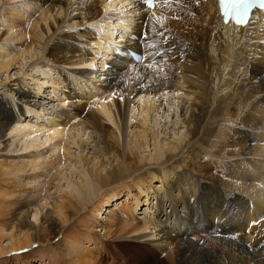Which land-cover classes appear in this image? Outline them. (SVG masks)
I'll return each instance as SVG.
<instances>
[{
  "label": "bare ground",
  "instance_id": "6f19581e",
  "mask_svg": "<svg viewBox=\"0 0 264 264\" xmlns=\"http://www.w3.org/2000/svg\"><path fill=\"white\" fill-rule=\"evenodd\" d=\"M173 1L174 3H170L168 0H161L154 11H148L144 10V5L139 0H30L21 6L7 8L1 7L0 0V27L6 28V38L24 40L22 45L26 51L32 43L40 44L44 58L58 56L65 48L64 44L51 42L55 34L41 43L39 41L42 36L35 32L40 21L47 22L52 17L55 5L65 8V16L76 12L85 23L92 24L97 29L89 28L84 41L80 40L85 46L93 44L92 47L78 46L72 50L71 56L65 58V64L72 67L67 70L71 75L68 78L71 96L65 90L63 92L69 95L66 98H71L73 103L88 98L83 101L85 103H77L73 109L69 106L58 117L53 115L44 122H39L38 119L35 122H24L23 108L36 118L43 112L36 111L37 102L30 99L28 91L19 86L14 93L24 104L23 107L19 104L13 109L4 97L0 98V137L5 130H9L11 146L18 140L23 142L24 149L40 150L45 146L49 147L45 156L41 157L44 151L35 152L29 163L2 165L9 169L6 173L10 175L23 172L28 164L33 169L51 166L56 178L65 179L69 183V190L63 195L49 193L45 201L18 197L17 202L21 203L15 209L6 206L0 210V215L3 216L11 212L10 218L6 216L0 219V240L5 235L11 239L6 250L0 241V253L30 247L27 254H24L28 261L37 252L32 248L36 242L40 249L37 252L40 259L37 260L41 264L51 261L59 264L63 254L57 256L52 250L50 254L44 245L59 234L64 237V233H73L66 229L67 224L84 205L82 212L85 217L78 223V228L87 226L88 222L92 226L96 223V226H100L95 232L87 227V240L102 236L99 231L104 230L107 237H133L137 246L141 241H150L152 244L144 247L150 251L158 247L162 249V243L166 242L168 248L164 246L162 250L164 254L160 258L161 264H264V11L255 12L247 25L239 26L223 22L217 0ZM122 4H136L138 15L135 18L128 15L124 18L113 17L110 10ZM34 12H39L36 13L39 16L36 26L29 18ZM115 19L119 22L121 34L111 28ZM60 22L62 24L54 28V32L60 31L63 26L77 27L79 24L76 21L67 23L65 18ZM52 25L49 23L47 28L50 30ZM144 25L147 26L145 32ZM132 28L136 37L144 35L145 38L142 42L128 38L121 50L125 52L132 48L143 52L144 61L140 64L134 63L127 52L128 59H124L125 56L116 54V50L112 49L117 41L119 43L124 38L123 32ZM161 29L163 35L159 37L160 32L158 35L156 32ZM41 32L45 33L44 27ZM1 45L2 43L0 71H8L16 57L7 49H2ZM100 50L104 51L100 54L106 58L102 64L104 69L100 72L105 70L106 73H102L98 83H93L99 70L88 68H94L99 63ZM111 51L114 54L110 58ZM161 53H165L162 65L164 72L162 81L158 80L159 87L140 82L148 70L147 64ZM41 62L40 59L34 60L32 65L38 68ZM167 64L175 69L166 68ZM56 66L57 64L53 69ZM141 68L143 69L140 70ZM59 83L61 81L53 82L54 90H57ZM73 84L76 87H72ZM174 87L180 93L190 88L194 98L189 116L183 118L189 140L185 144L182 140H177L176 144L167 145L166 148H161L157 145L158 142H154L156 152L146 156L149 160L147 167L151 170L145 171V166L141 164L143 159L139 158L132 139L127 141V151L122 152L118 137L110 130V124L104 123L102 118L117 124L116 117L119 114L122 125L130 127L137 110L131 98L134 93L142 118L141 124L137 125V135L147 139L149 133L153 134L149 116L157 106L153 93L158 92L161 96ZM35 90L40 93L42 84L37 83ZM99 91H103V95H98ZM76 92L78 97H74ZM91 95L94 96L92 99L89 98ZM56 96L58 95L55 93ZM88 100L96 102L94 106L97 113L95 109L88 113L83 111V107L90 104ZM59 102L62 101L58 99V105ZM80 123L99 130L101 141L97 145L100 142H106V145L102 146V150L94 152L93 162L92 158L81 156V160L87 165L91 163L92 167L89 168V173L82 170V178L77 182L71 181L65 173L61 174L57 166L72 160L66 132L75 130ZM37 138L43 139L38 142ZM110 139L113 141L111 146L108 142ZM79 140L73 136L71 138L72 144L81 148ZM81 143L83 145V140ZM131 144L133 149L129 147ZM177 149L181 152L176 154ZM184 152L187 163L184 166L181 164L182 170L176 172L175 168L181 163L179 155ZM109 153L113 154L112 161H115V165L102 174L103 157ZM172 169L175 171L172 172ZM155 177L161 178L162 184L160 188L152 189ZM53 181L52 178L46 182L38 179L34 187H37V191H42ZM121 191H126L127 197L135 200L132 203L126 199L115 210H109L106 205H111ZM142 194L146 205H150V199L153 198L154 204L151 207L155 209V215L139 221L135 212L139 202H142ZM98 195L100 196L96 197ZM248 198L251 200L246 202ZM104 201L105 205L101 206ZM197 201L201 204H197ZM32 206L33 209H30ZM32 210L34 214L31 220L29 215ZM103 211L108 214L102 215ZM190 220L191 226L186 225ZM152 229L160 239L147 238L151 234L146 231ZM80 235L81 232H75L72 239L68 238L72 243L66 242V248L70 256H77L78 264H91L94 252L89 249L84 254L74 252L76 244L77 249L81 250L83 239ZM100 243L96 241L97 249ZM121 243L127 242L123 239ZM63 257L65 258L64 255Z\"/></svg>",
  "mask_w": 264,
  "mask_h": 264
},
{
  "label": "rangeland",
  "instance_id": "374dc122",
  "mask_svg": "<svg viewBox=\"0 0 264 264\" xmlns=\"http://www.w3.org/2000/svg\"><path fill=\"white\" fill-rule=\"evenodd\" d=\"M4 1L7 3H5ZM29 1L30 0H9V1L8 0H2L1 7L2 8H7L10 6L11 7H18V6H21V5L29 2ZM75 1H77V0H73V2H75ZM169 2L174 3V1H169ZM113 9L110 10V13L112 14L113 17H117V16L119 17L120 16V17L124 18V17H126V15H128V17L135 18L138 15L137 11H136V7L134 6V4H131V5L130 4H122V5H119L118 7H116L114 10ZM188 9L190 10L189 7H188ZM36 13H39V12H34L29 16L30 20L33 21L35 26L37 25L36 20H37V18H39L38 14H36ZM176 17H177V14L175 13L174 18H176ZM64 18L66 19L67 23H71L73 21H76L79 24L77 27L63 26L60 29V31L58 30V31L54 32V30L59 27L58 25L62 24V22H60V21H64ZM53 21H55V22H53ZM123 21H124V19H123ZM49 23H51V25L53 23V25L51 26L52 29L50 27V30H49V28H47V25H49ZM118 23L119 22H117L116 19L113 20L111 28L114 30H117V33L120 32V34H121L122 30L120 29V26L118 25ZM176 23H178V22H176ZM43 27L45 29V33L41 32V29ZM93 27L94 26L92 24L85 23L83 18L78 13L73 12L70 14V16L67 17V16H65V8L64 7L59 8V6L55 5V7H53V9H52V17L47 19V22H45L43 20L40 21L39 24L37 25V28H35V32H39L40 35L42 36L40 38V41H39L41 43H44V41L46 40L47 37H50L52 34H55L54 38L53 37L51 38V42L55 41V42H58L60 44H64L65 48L62 50V52L58 56L54 55V56L46 57V58H44L45 55H43V48L41 47L40 44L32 43L31 47L26 51V48H24L25 46L22 45L24 40H19V39L16 40V39H12V38L7 39L6 38V32H5L6 28L4 26L0 27V36H1L0 43H2V45H3V46L1 45L3 47L2 49H4V50L7 49L8 52H10L12 55H14L16 57V59L14 60V63L11 65V67L8 69V71H5V70L0 71V98L4 97L5 100L7 101V104L11 108L14 109L17 105L22 104L19 101V99L16 98V95H14V93L17 91V88H19V86H23L25 88V90L28 91V93L30 94V99H33L37 102L36 103L37 104L36 111L37 112L43 111L42 115H40L39 117L36 118V116L34 114H28L25 111V108H23L22 109V120L24 122H26V121L35 122L36 119H38L39 122H44L45 120H50L51 116L55 115L56 117H58V115H61V112L65 109L69 108V106H72V109H73V107L74 108L76 107L77 103H78V105L83 104V103H85L83 101L88 99V98H83L84 100L78 101L77 103H73L72 102L73 100H71V98H69V99L66 98V96H69V95L71 96V93H69L70 87H69V82H68V80H69L68 78L71 75L69 74V72L67 70H71L72 67L65 64V58L68 56H71L72 50L76 49L78 46L88 47V48L93 46V44H91L92 46L91 45L85 46L84 42H82V41H84V36H86V34L88 33L89 28L96 29V27H94V28ZM146 29H147V26L144 25L143 32H145ZM3 32H5V34H3ZM159 32H160V35H158ZM117 33H116V35L120 36V34L118 35ZM156 33L159 37H162V35H163L162 29ZM131 34L134 35L132 29H130L128 32H123L124 38H122L119 43L117 41V44L112 46V49L116 50V54L117 53L120 54L118 52V49H123L122 48L123 43L128 38H132L133 35H131ZM142 36H144V35H140V36L138 35V40L140 42H142L144 40V38ZM118 38H116V40H118ZM132 39H135V38H132ZM164 39L165 38H163V40ZM80 40H82V41H80ZM6 44H8V45H6ZM63 51H64V53H63ZM102 52H104V51L100 50V52L98 53V56L100 57V59L98 60L99 63H96V65H94L95 66L94 68L93 67L88 68L90 70H94V69L99 70V72H97V74H98L97 79L92 80L93 83H98V81L100 80L99 78L102 76V73H106L105 70L100 72V70L104 69L102 67V64H103V60L106 59L104 57V55L102 56L100 54ZM113 52L114 51H111L110 58H111V55L114 54ZM68 54H70V55H68ZM164 54L165 53H161V55H156L155 58L150 62V64H147L148 70L144 74V76L140 80V82L142 81V83L155 85V86L159 87L158 80H160V82H161L163 79L164 70L162 69L163 68L162 65L164 64V60H163ZM124 56H125L124 59H128V55L125 54V52H124ZM101 57H102V60H101ZM39 59H40V61H42L40 63V66L38 68L33 67L32 62L34 60H39ZM125 63L130 64V65L133 64V62H129V61H125ZM134 63L140 64L141 62L140 63L134 62ZM55 64H57V66L55 69H53V66ZM165 66H166V68H169L170 70L175 69L174 67L173 68L170 67V64H167ZM106 67H107V64H106ZM64 68L66 69V71ZM142 69L143 68H141L140 70H142ZM54 81H57V82L61 81V83H62V84L59 83V85L57 86V90H54V88H53V86H55V85H53ZM180 81H182V79ZM37 83L42 84V90L40 93L35 90ZM74 85L75 84H73L72 87H76V85L75 86ZM63 91L65 93H69V95L64 94ZM179 91L180 90H178L174 87L173 89H168L166 91V93L164 95H161V96H159L158 92L155 94L153 93V98L156 99L155 104L157 106H156V108H154L151 111V114L149 116V125L153 130V134L149 133L147 136V139H144L141 137L139 138V135H137V134H139L138 133L139 127L137 125L141 124L142 118H141L139 104L136 102L137 96H135L134 93L131 94V98H132L133 104L137 110L135 113L134 121H132L129 124V125H131L130 127L126 128L125 125L124 126L122 125V123L119 119V114L118 115L116 114L117 115V117H116L117 124L110 122L105 117L102 118V121L104 123L110 124V130L112 132H114L115 136L118 137L120 145H121L120 149L122 150V152L127 151V141L129 138L132 139L131 141L133 144L135 143V146L137 148V154H138L139 158L143 159V161H141V164L145 166V168H146V169L144 168L145 171L151 170V168L147 167V165H149L148 164L149 160L146 159V156H148L149 154H154L156 152V150H155L156 144H154V142H156V143L158 142L157 145L159 147L166 148L167 145L173 146V144H176L175 142H177V140L178 141L182 140L183 144H185L189 140V134L187 132L186 125H184L185 120H183V118L189 116L190 109L192 108V105H191L192 99L194 100V98H193V95L191 96L190 88H188V90L184 89L183 92H181L182 95ZM55 93L58 96L55 97ZM97 94L103 95V91L102 92L99 91V93H97ZM78 96H79V94H78V92H76V95L74 97H78ZM93 97L94 96L91 95V97H89V98L92 99ZM58 99L62 101V102H59L60 105H58ZM94 101H95V99H94ZM94 101L93 100L87 101V102H90V104H88L86 106L87 108L85 106L83 107V111L85 113L90 112L91 109H93V110L95 109L94 111L97 113L96 106H94L96 102H94ZM126 101H127V98L125 96L124 102H126ZM92 102H94V103H92ZM23 106H24V104H22V107ZM92 107H94V108H92ZM75 111H77V109ZM87 125L85 123H80L75 130L70 129L69 133L66 132L67 133L66 137L68 138V145L71 148L70 150H71L73 158H72V160H69L68 162L64 163L63 165L57 166L58 167L57 170L60 171L61 174L65 173L71 181L80 182V180L82 178L81 171L84 169L88 173L90 172L89 168L92 167V164L91 163L89 165L85 164V162H83V160H81V156L82 157L85 156L87 158H92V162H93V160H94L93 157H95L93 155V154H95L94 152L98 151L99 149L102 150V148L105 147V145H106V142H100L97 145V143L99 141H101V140H99L101 133L99 132V130H95L94 128H92L89 125H88V127H86ZM8 132H9V130H5L2 137H0V210L5 208L6 206H10L11 209H15V207H17L18 204L21 203V202H17V200L19 201V199H31V200L43 199V201H45V199H46L45 197L49 193L54 194L55 196L65 194V192L69 190L67 188L69 183L65 179L59 180V178H56L57 177L56 174H53V171H51L52 170L51 166H49L47 168L33 169L32 166L30 164H28V166L25 168V170L23 172L13 173L10 175L6 173L9 169L2 167V165H9V164L12 165L13 163H21V162H24V163L28 162L29 163V160L34 158L35 152L40 151V150L45 152L47 149H49L48 146H45L44 148H41L40 150L35 149V148L24 149L23 148L24 146L22 144L23 142L18 141V140L14 143V145L11 146L10 145L11 140L9 138ZM114 135H113V137H115ZM72 136L78 138V140L81 139V140H79L80 144H81V148L72 144V142H71ZM81 136H82V138H81ZM37 139L39 140L38 142H40L43 138H37ZM82 140H83L84 146L81 143ZM108 142H109L110 146L113 144V141L111 139L108 140ZM147 143H148V146H146ZM164 144H166V145L164 146ZM131 146H133L132 144L129 147L133 149L134 147H131ZM179 152H181V150L177 149L175 153L177 154ZM81 154H83V155H81ZM43 155L45 156L46 152L44 154L41 153V157ZM185 155H186L185 152H184V154L182 153V155L181 154L179 155V158L181 159V163L178 164V168H175L176 172H178V171L180 172V170H182L183 167H181V164L184 166V163H187L186 159H184ZM112 159H113L112 153H109L108 155H105L103 157L102 169L104 168V170L101 169L102 174H104L107 169H109L115 165V161H112ZM96 160H98V159H96ZM100 162H99V164H100ZM179 166H180V168H179ZM1 167H2V169H1ZM173 171H175V170L172 169V172ZM51 174L53 176H51ZM49 178L54 179L52 184H50V185L45 184L49 190H47V188H46L42 191H37V187H34L35 181L38 179H41L43 181V179H44V181L46 182L47 179H49ZM161 184H162L161 178L159 179L158 177L157 178L155 177V179H153V181H152V189L160 188ZM136 190L138 191L139 189H136ZM20 194L23 196H21ZM99 196L100 195H98L96 197H99ZM18 197H22V198L18 199ZM24 197H27V198H24ZM96 197H95V199H96ZM131 198L132 197H129V198L127 197L126 191H121L120 196L116 200L112 201L111 205H106V207L107 208L109 207V210L110 209L115 210V208H117V206H119V204H121L126 199L131 200L133 203V201L135 199L134 198L131 199ZM144 199H145L144 194H142V202H139L138 209L135 212V217L139 221H142V219L144 217H153L155 215L154 214L155 209L153 207H151L154 204L153 198L150 199L152 201L150 205H146V202L144 201ZM249 200H251V199L248 198V200L246 202H248ZM38 202H40V201H38ZM105 203H106V201H104L101 206H104ZM85 204L87 206V202H85ZM197 204H201L200 201H197ZM226 204H228V203H226ZM83 206H82V210L84 208ZM30 209H33V206ZM82 210L77 212L75 215H73L67 224L66 229L71 230L70 232H73V233H69L68 235H67V233H64L63 234L64 237H62V234H59L56 237L52 238L50 241H48V243L46 242L44 245V247L46 248V250L50 254L52 253L51 252V250H52L55 253V255H57V256H59L61 253L65 256V258H64L62 255L63 259L60 260L59 264H78L76 262L77 256L76 257L70 256L69 251L66 248V245H67L66 242L72 243V241L68 240V238L70 239L71 237H73L75 232H79V233L81 232L82 235H80V236H82V237H80V238H82L83 240H82V245L80 246L81 250L77 249L78 245L76 244L74 252H76L77 254H84L85 253L84 251L86 249H89L91 252H94L95 257H94L91 264H161L160 258H161V255L164 254L162 252V250H163L164 246L166 249L168 248L166 242L162 243V245H163L162 249L158 247V248H154L150 251L149 249L144 248L145 245H148L149 243L152 244L150 241H145V240L141 241L140 245L137 246V245H135L136 242H134L133 237H130V238L126 237L123 239L127 243H121V240H123V239L114 238V236L112 237L111 235H110V237L109 236L107 237L104 234V230L99 231L102 235V236H100L101 238L98 236V238H96L95 240H87L86 239V236L88 235V228L87 227H89L93 232H95V230L100 229V226H96L97 223L92 226L90 222H88V223L86 222L87 226H82V227L78 228L79 227V226H77L78 223H80L82 221V219H83L82 217H85L84 212H82ZM32 211L29 215V218L31 220H32L33 214H34V211L33 212ZM193 211H194V207H193L191 214L193 213ZM105 214H108V212L106 211L102 215H105ZM6 216H8L10 218L11 212H9L8 215L5 214L4 216L1 214L0 219L2 217L4 218ZM86 220H88V219H86ZM256 223L259 224L258 222H256ZM185 224L188 226L189 225L191 226V224H192L191 220H190V222H187ZM173 228H174V226L171 228L170 232L173 230ZM147 232H149L151 234V235H149V237L147 236V238H152V239L154 238V240L156 238H157L156 240L160 239L159 236L157 235V233L154 232V229L147 230L146 233ZM245 232H248V231H245ZM99 238H100V240H99ZM0 241L2 242V246H3L4 250H6L5 248L10 246V244H11V239L8 235H5V237H3L2 240H0ZM96 241L101 242L99 244L98 249L96 246ZM159 241H161V240H159ZM32 248H35V250H37V252H40L39 251L40 249H38L39 247L36 244V242L33 244ZM29 249H30V247L29 248L25 247V248L19 249L18 251H15V252L14 251H9V252L5 251L4 253H0L1 254L0 255V264H41V261L37 260V259H40V258H38L40 255L37 252L33 253L34 257H32V258L29 257L28 261H30V262L27 261V255H24V254H27L26 252H28ZM165 251L166 250H164V252ZM151 252H152V254H151ZM17 255H19V257H17ZM47 264H55V263H53L51 261L50 263H47ZM56 264H58V263H56Z\"/></svg>",
  "mask_w": 264,
  "mask_h": 264
},
{
  "label": "snow or ice",
  "instance_id": "6c2138e0",
  "mask_svg": "<svg viewBox=\"0 0 264 264\" xmlns=\"http://www.w3.org/2000/svg\"><path fill=\"white\" fill-rule=\"evenodd\" d=\"M255 0H233L229 5H222L224 8V16L227 18L229 15H232L236 18L237 24L246 22L245 18L249 12L251 4ZM146 3H151V0H146ZM261 7L264 8V3H261Z\"/></svg>",
  "mask_w": 264,
  "mask_h": 264
}]
</instances>
